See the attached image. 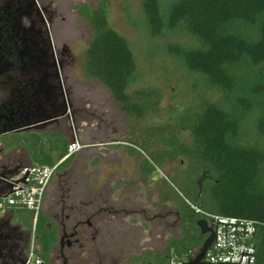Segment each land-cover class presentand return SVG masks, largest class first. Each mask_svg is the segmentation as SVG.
Returning <instances> with one entry per match:
<instances>
[{
  "label": "trees",
  "instance_id": "obj_1",
  "mask_svg": "<svg viewBox=\"0 0 264 264\" xmlns=\"http://www.w3.org/2000/svg\"><path fill=\"white\" fill-rule=\"evenodd\" d=\"M110 2L100 0L95 8L77 7L92 30L88 47L80 58V70L86 81H99L110 91L136 132L138 122L159 115L161 94L152 87L133 90L140 79L137 59L130 42L109 24ZM140 3L150 37L159 39L169 32L185 33L195 41L189 47L167 43L165 52L189 74L201 79L205 89L221 96L223 104L203 100L199 108H184L182 113L171 107L165 123L140 130L141 149L149 152L157 148L152 161L159 167L167 160L185 161L171 177V195L181 236L171 238L158 256L148 253L145 258H131L129 263L170 264L173 258L179 262L194 260L208 237L201 232L198 222L208 215H218L259 223L255 235L257 264H264V0H140ZM253 114L258 115L254 140L243 132L244 123ZM182 133H189V143L181 140ZM46 139L27 136L8 142L25 147L28 161L23 167H53L67 155L71 141L63 135H50ZM130 142L126 152L130 156L141 153ZM74 158L67 159L58 171L68 169ZM140 168L144 177L156 169L150 160ZM207 172L209 175L200 186ZM176 185L183 195L175 193ZM12 211L19 224L34 232L40 246L39 256L48 263L59 241L52 217L41 212L36 219L34 213L26 210Z\"/></svg>",
  "mask_w": 264,
  "mask_h": 264
},
{
  "label": "flooded vegetation",
  "instance_id": "obj_2",
  "mask_svg": "<svg viewBox=\"0 0 264 264\" xmlns=\"http://www.w3.org/2000/svg\"><path fill=\"white\" fill-rule=\"evenodd\" d=\"M54 4L55 0H0V193L28 161L25 147L9 140L63 135L72 142L75 137H86L93 129L92 89L90 86L80 87L82 82L75 74L77 58L70 42L65 39L64 27L69 19ZM75 12L81 19L80 11L75 9ZM136 149L141 153L133 157H140L141 161L133 183L132 199L117 204L111 191L105 196V205L97 211L99 200L94 196L93 223L70 216L69 212H75L69 206L70 197L58 200V208L69 215L63 223L56 221V216L52 217L59 241L51 251L50 261H43V264H57L53 259L54 253L58 264H104L105 260L107 264H130L131 258H145L148 253L158 256L165 251L143 248L122 263L117 256L103 259L98 253L99 235L104 232L111 234L113 243L115 224L128 220L126 218L131 215L143 216L144 231L145 222L159 225L163 218L174 216L175 222L164 221V226L178 227L180 232L179 216L171 195L172 176L163 172L168 162L175 161L167 160L163 167H159L152 161L157 148L151 157L141 146ZM146 160H150L156 169L144 177L140 166ZM181 162L185 164V161ZM208 175L205 173L200 186ZM154 183L157 184L152 187ZM141 186L146 189L141 191ZM134 203L148 206L140 210ZM162 206L171 208L164 216L156 213ZM11 211L2 212L0 208V264H24L32 243L39 249L40 246L34 232L19 224ZM103 213L105 221L102 220ZM128 225L134 228L137 222L131 220ZM139 235L137 239L141 240ZM91 239L93 246L89 244Z\"/></svg>",
  "mask_w": 264,
  "mask_h": 264
},
{
  "label": "rangeland",
  "instance_id": "obj_3",
  "mask_svg": "<svg viewBox=\"0 0 264 264\" xmlns=\"http://www.w3.org/2000/svg\"><path fill=\"white\" fill-rule=\"evenodd\" d=\"M99 1L55 0L54 4V6H59L60 11L69 19V23L64 27V32L65 39L70 42L71 50L77 58L75 74L82 82L80 86L82 89L91 87L90 98L93 101V129L88 131L86 137L82 136L79 139L87 145V148L76 155L75 161L69 162L67 165L69 170L66 172L68 174L66 180L65 178L62 180L61 175L56 176L48 190V197L44 204L45 213L51 217L56 216V221L59 223L65 222V217L69 214L75 219L84 222L89 220L93 223L94 196H98L99 200L97 211L105 205V196L111 191L114 193V200L117 204L132 199L135 188L133 183L137 179L138 164L141 158L130 156L126 152V147L129 145V140H133L130 142L133 148L141 146L143 137L139 136L140 130L165 123L170 118L169 109L171 107L182 113L184 108H199L203 100H206L207 103L223 104L221 96L205 89L201 79L189 74L180 63L165 52L167 43H177L189 47L195 45L193 39L185 33L173 34L170 32L163 38H152L145 29V17L142 14L140 0H111L108 8L109 24L130 42L137 59L140 79L133 90L152 87L159 89L161 94L158 99L159 115H150L144 120V123L138 122L137 131L133 132L130 120L122 112L120 103L113 98L110 91L99 81H85L80 70V58L88 47L92 30L84 19L79 18L75 9L81 5L95 8ZM141 81L144 83L140 84ZM257 116V114H253L243 125V132L248 133L249 139L252 140L256 138ZM180 138L183 142H190L189 133L180 134ZM113 141L114 145H111ZM154 151L155 149L147 152V155L153 156ZM183 166L184 164L180 160L168 162L163 172L167 176H174ZM67 180L69 181L68 192L71 199L69 206L75 209L74 214L64 213V211L62 213L56 205L58 200H64V189L67 187H65V181ZM156 184L154 183L152 187H155ZM140 189L144 191L146 188L141 186ZM174 190L175 193L183 195L179 185L174 186ZM58 194H61V197H58ZM133 205L140 210L148 206L135 203ZM169 210H171L170 207L162 206L159 212H155L164 216ZM105 219L106 216L103 213L102 220L105 221ZM126 219L128 220H120L115 224L116 238L113 243L111 234L106 235L104 232L99 235L97 248L103 259L117 256L122 263L128 256L139 253L143 248L163 251L171 238L181 236L178 227L171 229L164 226V221H170L173 224L176 219L174 216L163 218L159 225L145 222V231L143 216L131 215ZM131 220L137 222V225L134 226L140 227V229L129 226L128 223ZM138 233H140L139 237H142L141 240L137 239ZM89 244L93 246L92 239L89 240ZM65 253L67 252L65 251ZM55 258H57L56 253H54L53 259L58 264ZM106 262L105 260L103 263L107 264Z\"/></svg>",
  "mask_w": 264,
  "mask_h": 264
},
{
  "label": "built area",
  "instance_id": "obj_4",
  "mask_svg": "<svg viewBox=\"0 0 264 264\" xmlns=\"http://www.w3.org/2000/svg\"><path fill=\"white\" fill-rule=\"evenodd\" d=\"M87 148L78 137L70 143L67 155L53 166H31L21 169L10 184L0 193V208L7 210H26L38 215L42 212L48 189L57 174L59 166L67 159ZM24 180V182H23ZM214 230L216 240L208 250L205 264H257L255 235L259 223L255 220L208 215L206 219ZM40 249L32 243L24 264H43ZM176 258L170 264H184Z\"/></svg>",
  "mask_w": 264,
  "mask_h": 264
},
{
  "label": "water",
  "instance_id": "obj_5",
  "mask_svg": "<svg viewBox=\"0 0 264 264\" xmlns=\"http://www.w3.org/2000/svg\"><path fill=\"white\" fill-rule=\"evenodd\" d=\"M22 167H20V170ZM24 182V180H23ZM197 226L200 228L201 232L208 236L207 240L205 241V244L200 252V254L192 261L184 264H204V259L206 257V254L208 250L212 247L214 241L216 240V235L214 230L209 226V223L206 219H201ZM0 261H1V255H0Z\"/></svg>",
  "mask_w": 264,
  "mask_h": 264
},
{
  "label": "crops",
  "instance_id": "obj_6",
  "mask_svg": "<svg viewBox=\"0 0 264 264\" xmlns=\"http://www.w3.org/2000/svg\"><path fill=\"white\" fill-rule=\"evenodd\" d=\"M78 155V154H77ZM74 157V156H73ZM76 155H75V158H74V161L76 160ZM62 161V160H61ZM61 161H59L57 164H59ZM64 163V162H63ZM62 163V164H63ZM61 164V165H62ZM69 170V168L68 169H66V170H64V171H61V172H59V171H57V174H56V176L57 175H61V177H62V180L65 178V180L67 179V177H68V174L66 173L67 171ZM56 176L54 177V179H53V181H52V183L54 182V180H55V178H56ZM51 183V184H52ZM68 184H69V181L67 180V181H65V189H64V191H65V195H64V197H65V199L64 200H66V197H69V192H68ZM51 186V185H50ZM50 188V187H49ZM49 190V189H48ZM47 197H48V192H47V195H46V198H45V202H46V199H47ZM58 197H61V194L59 195L58 194ZM57 197V198H58ZM45 204V203H44ZM13 214H14V216H15V212L14 211H11ZM25 212H31V211H25ZM42 212L43 213H45V211H44V207H43V210H42ZM31 213H33V212H31ZM46 214V213H45ZM47 215H49V214H47ZM50 216V215H49ZM36 222V221H35Z\"/></svg>",
  "mask_w": 264,
  "mask_h": 264
}]
</instances>
